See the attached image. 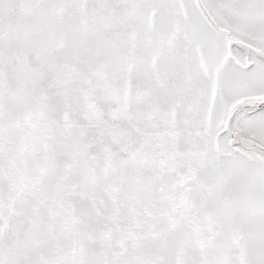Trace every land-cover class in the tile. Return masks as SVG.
Returning a JSON list of instances; mask_svg holds the SVG:
<instances>
[{"label": "snow or ice", "instance_id": "snow-or-ice-1", "mask_svg": "<svg viewBox=\"0 0 264 264\" xmlns=\"http://www.w3.org/2000/svg\"><path fill=\"white\" fill-rule=\"evenodd\" d=\"M0 264H264V0H0Z\"/></svg>", "mask_w": 264, "mask_h": 264}]
</instances>
